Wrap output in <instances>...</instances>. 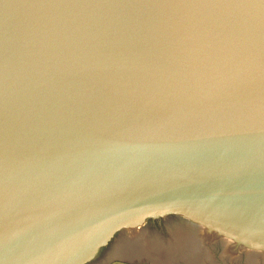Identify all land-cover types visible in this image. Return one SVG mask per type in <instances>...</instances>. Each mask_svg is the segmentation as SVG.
I'll return each mask as SVG.
<instances>
[{
    "label": "water",
    "instance_id": "water-1",
    "mask_svg": "<svg viewBox=\"0 0 264 264\" xmlns=\"http://www.w3.org/2000/svg\"><path fill=\"white\" fill-rule=\"evenodd\" d=\"M40 264H264V0H159Z\"/></svg>",
    "mask_w": 264,
    "mask_h": 264
}]
</instances>
